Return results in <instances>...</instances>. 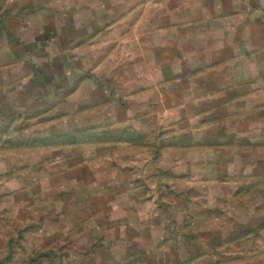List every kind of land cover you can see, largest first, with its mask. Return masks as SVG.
<instances>
[{"label": "rangeland", "instance_id": "1", "mask_svg": "<svg viewBox=\"0 0 264 264\" xmlns=\"http://www.w3.org/2000/svg\"><path fill=\"white\" fill-rule=\"evenodd\" d=\"M86 42L79 80L0 116V264H264V160L187 149L155 72Z\"/></svg>", "mask_w": 264, "mask_h": 264}, {"label": "crops", "instance_id": "2", "mask_svg": "<svg viewBox=\"0 0 264 264\" xmlns=\"http://www.w3.org/2000/svg\"><path fill=\"white\" fill-rule=\"evenodd\" d=\"M101 39L122 49V70L154 71L149 88L184 104L187 149L264 160V0H0V116L18 118L36 88L79 80L72 51Z\"/></svg>", "mask_w": 264, "mask_h": 264}]
</instances>
